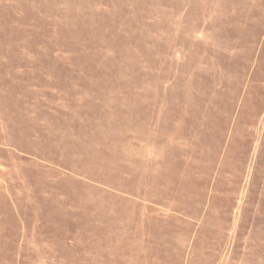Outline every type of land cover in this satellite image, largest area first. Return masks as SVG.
Instances as JSON below:
<instances>
[{
	"label": "rangeland",
	"instance_id": "1",
	"mask_svg": "<svg viewBox=\"0 0 264 264\" xmlns=\"http://www.w3.org/2000/svg\"><path fill=\"white\" fill-rule=\"evenodd\" d=\"M0 264H264V0H0Z\"/></svg>",
	"mask_w": 264,
	"mask_h": 264
}]
</instances>
